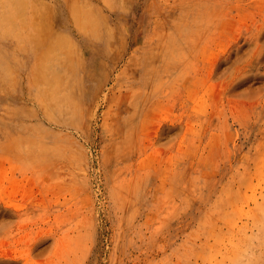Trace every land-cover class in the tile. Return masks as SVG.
<instances>
[{"label":"rangeland","instance_id":"rangeland-1","mask_svg":"<svg viewBox=\"0 0 264 264\" xmlns=\"http://www.w3.org/2000/svg\"><path fill=\"white\" fill-rule=\"evenodd\" d=\"M0 264H264V0H0Z\"/></svg>","mask_w":264,"mask_h":264}]
</instances>
